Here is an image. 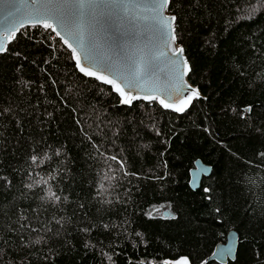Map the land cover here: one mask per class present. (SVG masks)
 Returning <instances> with one entry per match:
<instances>
[{
    "label": "trees",
    "instance_id": "obj_1",
    "mask_svg": "<svg viewBox=\"0 0 264 264\" xmlns=\"http://www.w3.org/2000/svg\"><path fill=\"white\" fill-rule=\"evenodd\" d=\"M169 11L202 93L183 113L122 105L41 27L0 54V264H220L232 229L227 264H264V0Z\"/></svg>",
    "mask_w": 264,
    "mask_h": 264
},
{
    "label": "snow or ice",
    "instance_id": "obj_2",
    "mask_svg": "<svg viewBox=\"0 0 264 264\" xmlns=\"http://www.w3.org/2000/svg\"><path fill=\"white\" fill-rule=\"evenodd\" d=\"M170 2L171 0H151V2H147V0H31L29 4L28 0H24L23 4L17 5L14 0H0L4 6L3 11L6 20L14 19L21 7L27 10V19L18 22L11 30H7L4 38L0 39V53L7 51V42L13 39L15 33L21 28L41 27L50 30L51 33L55 34V37L60 38L63 45L71 49L80 72L86 76L95 77L105 84L112 85L114 90L123 97L122 103L130 104L133 100L143 98L145 100H158L163 107L174 108L177 112L183 111L182 107H176L174 104L168 103L166 99L161 98L158 89L146 86V77L149 76V71L142 60L132 61L127 54L116 53L114 49L103 54L102 68L114 76L118 75L123 84L117 82V79L105 75L104 71L93 70L97 63H101L94 55V50L99 48L95 32L96 25L103 28L109 22L116 23L123 20L136 23L146 19L140 15L142 11L153 13L152 18L168 37L165 40V46L174 56L182 55L183 48L171 47L176 40L174 27L176 17L165 15ZM166 55L167 52L163 50L159 52V56ZM82 59L90 66H85ZM183 63L185 67L183 74L186 75L190 68H188L186 60ZM121 69L127 70L129 74L125 75ZM135 90L149 94L143 97L132 95L131 93ZM198 96V90H192L191 95L182 100L181 104H185L191 101L193 97ZM32 159L35 161L36 157H32ZM111 159L116 160V157L113 156ZM121 166H123L122 162ZM100 187L103 188V184ZM47 198L56 202L60 200V196L51 190L48 191ZM183 264H189L187 258H183Z\"/></svg>",
    "mask_w": 264,
    "mask_h": 264
},
{
    "label": "water",
    "instance_id": "obj_3",
    "mask_svg": "<svg viewBox=\"0 0 264 264\" xmlns=\"http://www.w3.org/2000/svg\"><path fill=\"white\" fill-rule=\"evenodd\" d=\"M14 2L17 5H21L23 4L24 0H14ZM28 2L30 4L31 0H28ZM147 2H151V0H147ZM169 6L170 4L167 6L165 15L175 16L170 13ZM3 7V4L0 3V39L4 38L5 32L7 30H11L14 25L18 24V22L27 19V10L21 7L20 11L15 14L14 19L6 20ZM140 15L146 17V19H142L136 23H129L128 20H123L122 22L118 21L116 23L109 22L103 28H101L100 25H96L95 32L99 48L94 50V55L98 61H101V63H97L96 67H94L93 70L104 71L105 75H109L110 78L117 79V82L123 84L118 75L114 76L111 72L106 71L102 68L103 54L114 49L116 53L127 54L129 57H131L132 61L142 60L149 71V76L146 77V86L148 88L158 89L161 98L166 99L168 103H172L176 107H182L183 111L177 112L174 110V108L163 107L158 102V100H145L143 98L133 100L130 104H124L122 103L123 97H121L119 93L114 90L112 85L105 84L99 80L98 81L102 84L110 86L113 91L119 96L122 105L131 106L137 101H144L148 103L157 102L164 110L172 111L175 113H183L192 106L196 99L202 97V93L199 87L193 85L189 79L191 65L185 54L184 47L178 41L176 33V21L174 25L176 40L175 43L171 45V47L183 48V53L179 57L174 56L172 52L165 46V40L168 39V37L152 18L153 13L150 11H142ZM23 29L25 28H21L18 32H16L15 37ZM15 37L7 42V50ZM161 50L167 52V55L159 56V52ZM69 51L71 52V49H69ZM6 52L7 51L0 54H4ZM73 60L76 64L74 57ZM185 60L187 61L188 68H190V71H187L186 75L183 74L185 72L183 62ZM82 63H84L85 66H90L83 59ZM77 69L79 70L78 67ZM121 71L125 75L129 74L125 69H121ZM80 73L84 75V73ZM86 77L96 79L95 77ZM192 90H198L199 96L193 97L191 101L185 104H181L182 100L191 95ZM131 94L140 95L141 97H143L144 95L149 93L135 90ZM211 171V166L198 159L195 162L194 167L190 170V188L192 190H197L198 188H200L202 180L205 177H208L211 174ZM238 246L239 233L236 230L232 229L228 232L226 241L219 243L216 246L213 254L208 258V261H216L220 264H227L229 260L234 261L236 259ZM172 264H183V260L173 262Z\"/></svg>",
    "mask_w": 264,
    "mask_h": 264
}]
</instances>
